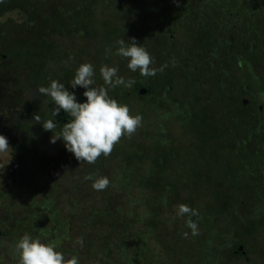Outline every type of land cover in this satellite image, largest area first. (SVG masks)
<instances>
[{"label": "rangeland", "instance_id": "rangeland-1", "mask_svg": "<svg viewBox=\"0 0 264 264\" xmlns=\"http://www.w3.org/2000/svg\"><path fill=\"white\" fill-rule=\"evenodd\" d=\"M85 1H90L89 24L98 28L97 31L114 30L113 37L109 34L101 37L96 33L88 42L81 33L73 31L65 36L58 33L44 35L40 30L37 31L36 24L46 20L52 9L59 7L66 10ZM24 2L15 7L18 10L6 9L4 15L7 18L10 16V21H5L4 15L0 17V32H6L8 36L0 40V55L4 52L15 54L17 50L25 48V34L30 38L29 52L36 51L38 41L45 38L50 52L56 57V60L51 57L52 61H47V72L59 70L58 73H62L60 71L68 69L71 72L69 81L75 68L85 61H90L94 66L96 85L103 84L99 72L103 64L117 66L118 74L126 80L140 78L143 81L144 76L139 71L132 72L128 69L127 58L116 54L118 38L127 40L135 37L136 43L142 44L151 54L152 66L157 69H164L162 64L166 63L167 53L173 52L164 45L165 52L161 55V46L154 41V34L150 38L143 29V13L140 11L134 16L130 0ZM157 5L153 3L151 8H156L159 15L161 10ZM166 7L170 9V5ZM166 7L164 6V12ZM31 9L34 10L36 23L32 19L27 24L18 22V27L11 30L20 11L27 15ZM232 22L237 35L242 27V20L234 18ZM185 29L183 25L182 39L186 42L188 39ZM163 30L168 32L165 34L171 38V43H175V37L179 33H173L175 36L169 34V28L165 25ZM241 47H245V44H241ZM17 65H20V61L14 58L0 57V133L8 138L11 146L8 153L0 155V264H16L14 243L25 232L53 243L66 256H78L80 264H264V223L252 233L241 234L238 223L228 217L226 221L220 215V219L216 217L212 220V226L220 236L224 235V240H211L209 244L218 247L214 246L210 250L203 244L206 224L203 225L199 220L198 233L192 235L191 230L183 225L185 217L176 215L178 205L157 214V192L146 186L150 181L146 178H149L151 162L145 153L153 144L167 145L172 142L180 145L186 142V137L183 136L184 130H181L175 113L154 110L147 99L139 96L135 98L133 95L127 100L130 104H127L126 99L118 100L129 106L131 114L140 113L142 122L130 136H121L109 155L101 154L94 163L77 160L65 149L59 138L51 142L50 137L57 135L54 130L45 142L38 135L35 136L36 146L29 157L18 155L14 147H23L22 142L27 133L21 130V125H17L25 119L21 116L25 102L37 99L45 107L52 104L49 102L50 98L41 95L38 86L30 80L27 69ZM117 87L121 92L127 89L122 85ZM74 91L78 100H84L82 88L78 86ZM109 95L116 98L110 92ZM258 97L264 100V90ZM10 170H17L19 173L11 176ZM180 173L178 167H173L166 175L179 180L182 177ZM86 175H91L93 179L107 176L109 184L102 190H96L91 186L92 181L84 178ZM187 183L191 185L192 182L188 180ZM187 194L188 190H185L184 196ZM205 197L198 196L199 205ZM98 212L101 214H97ZM157 215L165 222L151 226L149 221ZM118 219H123L126 232L118 233L121 232V221ZM6 230L11 234L4 235ZM112 231L117 233L110 235ZM185 232H188L187 236L184 235ZM105 237L108 238L104 240ZM136 237H141L145 246L137 243ZM236 237L244 240L248 246V259L246 256L229 255L232 240ZM77 238L83 239L82 247L76 243Z\"/></svg>", "mask_w": 264, "mask_h": 264}, {"label": "trees", "instance_id": "trees-1", "mask_svg": "<svg viewBox=\"0 0 264 264\" xmlns=\"http://www.w3.org/2000/svg\"><path fill=\"white\" fill-rule=\"evenodd\" d=\"M24 1L0 0V14L7 8L15 9ZM89 2L72 5L66 10L59 7L52 9L47 15L49 21L44 20L49 32L65 36L73 31L81 33L87 41L92 40L96 33L101 37L108 34L113 37L114 30L97 31L98 28L89 24ZM130 2L134 16L137 12L143 13V29L150 38L154 34V41L161 46V55H164L165 46L173 52L167 53L166 63L162 64L165 70H158L153 76H144L143 81L135 78L126 91L121 92L116 86L109 92L119 101L139 96L147 99L154 110L175 113L186 137V142L180 145L172 142L167 145L153 144L145 153L151 162L149 178H146L150 180V185L146 186L157 192V214L179 204L195 209L197 214L192 219L206 224L203 244L209 249L217 246L210 245L211 240H224V235L220 236L212 226V220L220 215L226 221L228 217L238 223L241 234L254 232L264 223V100L258 97L264 90V0ZM153 3L158 4L161 15L157 14L156 8H151ZM168 5L170 9L166 7ZM33 11L31 9L29 13L33 14ZM27 18L32 17L27 14ZM234 18L242 20L237 35L232 22ZM36 25L37 29L43 28L42 23ZM164 25L169 28V34L179 33L175 43H171V38L165 34L168 32H164ZM183 25L188 39L186 42L182 39ZM43 42L35 52L38 64L26 59L36 69L32 80L38 81V86L47 85L51 79L66 84L71 74L68 69L60 71L62 73H58L59 70L51 73L44 71L47 61L51 57L56 60V57L50 52L47 40ZM241 44L245 47L242 48ZM141 88L146 89L144 94L139 93ZM243 99L246 101L242 102ZM45 106L37 99L25 102V110L21 114L25 119L17 125H21V130L27 133L23 147H14L15 152L24 158L29 157L35 148L36 135L45 142L53 130L57 134L61 131L62 118L65 122L71 119L63 111L52 117L50 109L53 105ZM33 114L41 117V123L54 119L56 128L52 131L43 129L41 123L34 120ZM173 167H178L181 172L179 180L166 175ZM18 173L13 170V175ZM185 190H188L186 196ZM200 195L206 196L201 205L198 204ZM118 220L121 221V232L118 233L126 232L123 219ZM163 220L157 215L149 223L157 226L163 224ZM183 225L188 227L185 219ZM112 233L117 232L112 231L110 235ZM3 234L7 236L11 233L6 230ZM232 242L229 255L246 256L248 259L249 248L244 240L236 237ZM137 243L145 246L141 237Z\"/></svg>", "mask_w": 264, "mask_h": 264}, {"label": "clouds", "instance_id": "clouds-1", "mask_svg": "<svg viewBox=\"0 0 264 264\" xmlns=\"http://www.w3.org/2000/svg\"><path fill=\"white\" fill-rule=\"evenodd\" d=\"M116 45V54L127 58L130 71H139L142 76H153L158 70H162L152 66L153 57L142 44L136 43L135 37L127 40L118 38ZM118 71L115 65H101L99 72L103 84L96 85L94 66L90 61H85L75 68L74 75L67 84L73 90L57 79L38 86V91L50 98L49 102L53 105L50 109L52 117L61 111L71 117L63 123L57 135L50 137L51 142L61 139L65 149L79 161L94 163L101 154L109 155L121 136H130L142 122L140 113L131 114L127 104L120 103L109 95V88L118 85L128 88L134 82L131 78L126 80ZM78 86L83 89L82 96L86 99H77L74 89ZM33 118L37 122L41 121L38 114H33ZM41 125L45 130L52 131L56 128V122L51 118L44 120ZM10 148L8 138L0 133V155L8 153ZM84 178L91 180V186L96 190H102L109 184L107 176L93 179L91 175H86ZM196 214V210L186 204L177 206L176 215L185 216V223L192 235L199 230L197 222L192 219ZM184 235L187 236L188 232ZM76 243L82 247L83 239L77 238ZM14 252L16 264H80L78 256H66L53 243L27 232L15 241Z\"/></svg>", "mask_w": 264, "mask_h": 264}, {"label": "flooded vegetation", "instance_id": "flooded-vegetation-1", "mask_svg": "<svg viewBox=\"0 0 264 264\" xmlns=\"http://www.w3.org/2000/svg\"><path fill=\"white\" fill-rule=\"evenodd\" d=\"M5 11L6 10H4V12L2 13V15L0 14V17L1 16H3L4 14H5ZM33 15V16H32ZM29 17H32L31 19L33 20V21H35V23H36V20H35V15H34V11H33V14H31V13H29ZM4 18L6 19L5 21H10V16L7 18V15H4ZM48 20V19H47ZM29 21V19L27 18V15H25V12H21L20 11V13H19V18L17 17V20H16V22H15V26L13 27V29H11V30H13L14 31V29L15 28H17L18 26H16V24L18 23V22H20L21 24H27V22ZM49 21V20H48ZM47 21V22H48ZM40 23H42L43 24V28L42 29H37V27H36V29H37V31H39V32H41V33H43L44 35H54L53 33H50L49 32V30H48V28H47V25L44 23V20H42ZM62 35V34H61ZM62 36H64V35H62ZM8 36H7V33L6 32H0V40H3V39H6ZM25 38V41L23 42V46L25 47V48H23V49H21V50H17V52L14 54V53H10V52H4V53H2L1 55H0V57L2 58V59H4V58H14L15 60H18V61H20V65H17V67H19V68H26L27 69V72H28V77L30 78V80L33 82V83H35L37 86H38V81H33L32 80V78H34V76H35V74H36V69H35V67L33 68L32 67V65H31V63H34V64H38V62H39V60H38V58L36 57V54H35V52L36 51H31V52H29V49H28V41H29V36H27V34H25V36H24ZM44 39L45 38H42L41 40H39L38 41V44H36V48L35 49H37L39 46H42L43 44H44ZM16 57V58H15ZM26 59H30L31 60V63L28 61L27 62V60ZM48 61H52V60H48ZM46 67L47 66H45L44 65V71H46L47 72V69H46ZM23 110H25L24 108H23ZM23 113V112H22ZM22 116V115H21ZM65 122V118H62V120H61V123L63 124ZM44 134H46V132H44ZM9 175H13V171H9ZM12 181H13V179H12Z\"/></svg>", "mask_w": 264, "mask_h": 264}, {"label": "water", "instance_id": "water-1", "mask_svg": "<svg viewBox=\"0 0 264 264\" xmlns=\"http://www.w3.org/2000/svg\"><path fill=\"white\" fill-rule=\"evenodd\" d=\"M145 89H139V93L142 94L144 93ZM239 249H241V247H239Z\"/></svg>", "mask_w": 264, "mask_h": 264}]
</instances>
